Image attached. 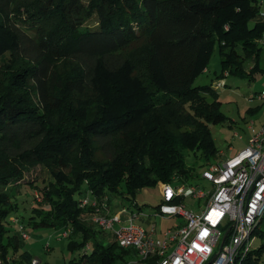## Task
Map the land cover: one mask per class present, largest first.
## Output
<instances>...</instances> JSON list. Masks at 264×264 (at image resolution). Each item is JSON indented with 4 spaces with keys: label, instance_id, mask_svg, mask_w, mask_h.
I'll return each mask as SVG.
<instances>
[{
    "label": "trees",
    "instance_id": "trees-1",
    "mask_svg": "<svg viewBox=\"0 0 264 264\" xmlns=\"http://www.w3.org/2000/svg\"><path fill=\"white\" fill-rule=\"evenodd\" d=\"M44 1L0 0L2 261L8 243L18 247L17 235H8L17 220H7L18 209L15 187L37 163L52 179L35 187L32 198L43 203L32 208L30 219L70 237L80 234L81 243H69L72 249L94 230L85 219L94 208L80 206L86 194L101 203L107 192L133 194L174 176L195 179L205 166L199 162L217 157L210 124L225 117L216 87L193 86L194 77L206 70L214 49L222 62L216 79L241 74L248 60L252 70L260 69L264 51L261 0H49L43 6ZM22 9L32 14L29 54L11 23L12 12ZM92 16L95 21L86 23ZM114 55L136 73L141 92L131 106L112 108L110 81L108 99L90 87L98 65ZM22 186L33 189L24 183L17 193ZM20 226L19 232H27ZM254 234L263 237L264 231ZM134 256L115 240L94 241L89 254L86 249L68 264H126ZM263 256L264 241L240 264H263ZM32 258L29 251L19 254L21 264Z\"/></svg>",
    "mask_w": 264,
    "mask_h": 264
},
{
    "label": "rangeland",
    "instance_id": "rangeland-1",
    "mask_svg": "<svg viewBox=\"0 0 264 264\" xmlns=\"http://www.w3.org/2000/svg\"><path fill=\"white\" fill-rule=\"evenodd\" d=\"M49 0L44 1L43 6L49 5ZM260 10L264 11V0L260 5ZM11 23L16 28L17 32L21 33L24 40L25 47L23 45L26 54L32 50V44H28L26 41L29 37L33 36V30L29 26L28 22L32 19V14L25 12L23 9L20 13L12 12ZM96 16L89 18L86 23H93ZM262 40H259L260 45ZM262 54V62L260 69L252 70L253 61L248 60L244 63L243 72L241 74H228L222 79H216L217 75L221 73V55L217 49H214L209 54L208 61L205 65V71H200L193 79V86H206L212 84L214 87L216 84L223 80V84L216 87L218 93V99L221 102L220 111L224 115V120L217 124H210L211 137L216 149V159L212 162H219L228 158L240 149V145L243 147V142L250 135L251 129L249 126L253 122L254 129L257 128L264 121V99L258 97L259 93L264 90V51ZM110 62L111 64H109ZM1 65V61H0ZM107 81L112 83L111 92L113 94L112 99L109 100L112 108L131 106L128 102L134 100L135 96L141 92L137 76L134 70H132L130 64L124 60L114 56H106L103 64L98 65V69L91 80L90 87L96 92H99L101 97L109 98L107 90ZM210 99V97H208ZM156 117L153 116L149 120L155 121ZM153 121H148V125H153ZM147 126V123H146ZM257 131V130H256ZM240 135V136H239ZM252 135V134H251ZM248 141V140H247ZM234 151H231V149ZM190 163L191 159L188 158ZM207 165V161H200ZM204 166V165H203ZM202 166V167H203ZM197 170L199 165L196 163ZM52 179L51 174L44 165L37 163L33 165L29 171H25L23 179L20 180V184L16 185V198H12L17 201L18 209L11 212L7 220L11 221L16 219L17 223H12L10 232L8 235L16 234L18 237V247L15 248L14 244H9L5 239L4 242L8 243L6 252V258L2 264H21L19 254L24 251H29L34 258L40 261V264H68L73 260H79L83 251L87 249V253L91 252L94 241L100 242L103 245H107L114 240L113 232L111 230L101 231L99 226L92 223L91 216H86V224L92 225L94 230L91 237H87L86 243L80 244L77 248H70L69 243L74 240L80 242L82 237L80 234H73L69 236L67 232L66 237L63 236L61 230H53L44 227V225H33L30 219L31 210L34 206L43 203L41 197L32 198L37 189H42ZM181 183L182 181H178ZM24 183H31L33 189L21 188V191L17 193V187ZM185 183V182H184ZM188 184H195L200 189L207 191L209 188V182L201 177L200 171L198 175ZM37 189H36V188ZM33 194V195H32ZM104 198L108 199L109 208L108 214L110 216L120 212L123 208H126L128 212H140L146 214V217H139L134 222L144 224L145 228H150L154 223L157 233L167 228H176L184 223L182 217L173 216L166 218L162 216H154L155 206L159 204L161 198V185L157 183L155 185L144 186L137 189L133 194L125 193L121 195L119 193L107 192ZM86 197L91 200L90 194H86ZM26 198V201H22ZM181 203L185 205L187 209H191L195 212H199L205 205V199H196L194 197H183ZM130 214L123 213L121 219L123 222L115 223L114 229H118L121 225L128 224ZM34 220V219H33ZM147 221V223L145 222ZM23 226L27 230L29 237L23 239L21 232L18 231V226ZM259 228L264 231V217ZM98 229V230H97ZM262 241L264 236H257L253 244V248L257 247ZM135 257V256H134ZM9 258L11 260H9ZM264 264V256H263ZM139 264H155L153 260H144Z\"/></svg>",
    "mask_w": 264,
    "mask_h": 264
},
{
    "label": "built area",
    "instance_id": "built-area-1",
    "mask_svg": "<svg viewBox=\"0 0 264 264\" xmlns=\"http://www.w3.org/2000/svg\"><path fill=\"white\" fill-rule=\"evenodd\" d=\"M260 15L264 17V11ZM221 84L223 80L214 87ZM258 97L264 99V90ZM252 125L253 122L250 128ZM200 174L209 182L207 191L195 184L179 183L175 176L171 182L160 183L161 198L153 215L179 216L184 220L176 228L163 230L161 236H157L154 223L147 229L134 222L147 216L142 211L128 212L123 208L110 216L106 198L97 203L85 197L80 206L90 203L95 210L92 222L102 231L111 230L120 247L135 251V257L127 259L126 264L144 260H153L155 264H240L253 249L254 231L264 217V122L242 149L223 161L205 165ZM189 196L205 199L199 212L181 203L183 197ZM123 213L130 214L128 224L114 229L115 223L123 222ZM224 233L226 236L222 239ZM66 235L64 231L63 236ZM21 236L28 239L29 234L21 232ZM29 264H40V261L33 257Z\"/></svg>",
    "mask_w": 264,
    "mask_h": 264
},
{
    "label": "crops",
    "instance_id": "crops-1",
    "mask_svg": "<svg viewBox=\"0 0 264 264\" xmlns=\"http://www.w3.org/2000/svg\"><path fill=\"white\" fill-rule=\"evenodd\" d=\"M264 122V121H263ZM263 122L257 127V128H255L254 129V126L253 127H251L250 128V126H249V129H251V133H250V135L246 138V140L243 142V144H244V146H245V144L247 143V140L249 139V137L251 136V134L254 132V131H256V130H258L260 127H261V125L263 124ZM254 125V124H253ZM242 145V144H241ZM239 146L240 147V149H242L243 147L242 146ZM231 149V148H230ZM239 149V150H240ZM231 151H234V149H231ZM226 159V158H225ZM223 161V160H222ZM146 223H147V221H145ZM139 224H141V223H139ZM141 225H143L144 227H146L144 224H141ZM161 234H162V231H160V232H158L157 233V236H161ZM9 260H11L10 258H9Z\"/></svg>",
    "mask_w": 264,
    "mask_h": 264
},
{
    "label": "water",
    "instance_id": "water-1",
    "mask_svg": "<svg viewBox=\"0 0 264 264\" xmlns=\"http://www.w3.org/2000/svg\"><path fill=\"white\" fill-rule=\"evenodd\" d=\"M225 236H226V233H224V235H223V238H222V239H224V238H225Z\"/></svg>",
    "mask_w": 264,
    "mask_h": 264
}]
</instances>
